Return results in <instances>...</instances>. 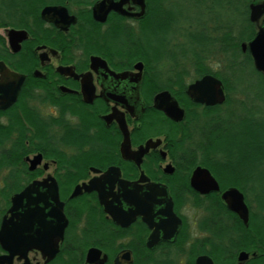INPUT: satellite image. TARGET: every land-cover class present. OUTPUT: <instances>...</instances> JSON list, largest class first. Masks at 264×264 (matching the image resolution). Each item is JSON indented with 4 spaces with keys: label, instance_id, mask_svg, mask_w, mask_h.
I'll use <instances>...</instances> for the list:
<instances>
[{
    "label": "flooded vegetation",
    "instance_id": "af4514ba",
    "mask_svg": "<svg viewBox=\"0 0 264 264\" xmlns=\"http://www.w3.org/2000/svg\"><path fill=\"white\" fill-rule=\"evenodd\" d=\"M200 1L0 0V63L7 69L0 74V231L13 198L36 187L22 210L35 217L33 229L23 231L26 245L35 247L13 264H198L202 258L264 264V232L236 251L241 229L220 226L216 211L228 189L212 174L221 191H195L194 171L210 169L187 162L177 148L188 115L206 107L187 96L199 80L188 84V70L195 76L198 64L212 70L215 32L233 39L234 0L224 8L227 17L231 11L227 23L209 11L213 0L206 1L203 22ZM45 8L56 12L44 19ZM12 31L24 33L16 45ZM163 93L185 111L184 121L156 109ZM123 120L130 158L122 152ZM149 140L161 144L141 155ZM92 185L104 188L72 198L77 187ZM125 185L135 188L132 197ZM154 185L167 189L179 226L156 227L154 207L142 211L139 201H154ZM100 196L115 208L120 202L116 218ZM133 199V207L125 202ZM242 252L249 257L240 263ZM6 256L0 243V257Z\"/></svg>",
    "mask_w": 264,
    "mask_h": 264
},
{
    "label": "trees",
    "instance_id": "16d2710c",
    "mask_svg": "<svg viewBox=\"0 0 264 264\" xmlns=\"http://www.w3.org/2000/svg\"><path fill=\"white\" fill-rule=\"evenodd\" d=\"M206 1L200 2L204 4ZM213 1V8L217 6L227 13L224 8L228 0ZM253 2L264 0L233 1L234 36L230 40L225 35L220 40L228 55L224 65L225 74L207 69L205 64H198L200 70L195 79L207 74L219 78L224 84L226 102L222 106L191 112L182 141L177 147L187 162L209 168L223 190L237 188L244 194L250 209L248 229L223 201H217L219 225L241 229V237L234 241L236 251L243 249L248 242L251 245L254 236L259 238L264 232V76L255 70L251 55L243 53L241 49V45L249 43L257 33L256 25L249 20V5ZM233 93L246 95L249 107L240 101L243 108L240 112L234 109ZM172 139L175 141L174 136Z\"/></svg>",
    "mask_w": 264,
    "mask_h": 264
},
{
    "label": "water",
    "instance_id": "95a60500",
    "mask_svg": "<svg viewBox=\"0 0 264 264\" xmlns=\"http://www.w3.org/2000/svg\"><path fill=\"white\" fill-rule=\"evenodd\" d=\"M249 10V20L252 24L256 25L257 33L249 43H243L241 45V49L243 53H249L251 55L256 71L264 76V2L251 3L249 5ZM55 12L56 11L52 8H45L42 12V17L44 19L49 18L52 14L54 15ZM21 34L24 33L12 31V44L16 45L20 41L19 36ZM0 74L2 77L6 76L7 74V69L3 63H0ZM2 86L3 82L0 83V88H2ZM187 96L195 104L206 107L222 106L226 102L224 84L219 78L213 75H205L201 79L189 85L187 89ZM155 107L157 110L164 112L167 117L175 122H182L185 119V111L179 108L178 103L170 102V97L167 93L160 94L156 97ZM120 127L124 134L122 152L125 157L130 158L129 149L131 144L128 129L124 120L120 124ZM160 144L161 141L155 142L153 140H149L146 143L145 150L141 151L140 154L144 155L150 148H157L160 146ZM111 174L112 170H110L104 178L106 180L109 179ZM191 187L202 195L219 193L221 191L218 182L210 170L202 167H198L194 171L191 177ZM103 188L104 187L94 185L84 188L77 187L72 195V198L81 195L83 190L86 192H91L94 190L99 191ZM123 188L125 190L124 194L130 197L134 195L135 188H133V186L131 187L125 185ZM35 189V186H30L25 192L17 194L12 200V207L9 211L11 218L9 220H4L0 231V243L3 249L9 253V256L0 257V264H13V259L15 256L19 255L20 257H23L29 252L30 249L35 247L34 244L31 247L26 245V242L24 241L25 238H23V231L25 227H28L31 230L33 229L35 217L33 214L22 215L24 200L26 196L35 194ZM150 194L154 196V201H150L148 203L139 201V204L144 207L143 210H140L146 212L148 205V210L152 212L154 207L155 212H157L155 214V218L161 220V223L156 227L165 228L169 225L170 221L178 222L177 226H179L181 223L174 213L173 202L168 194L167 189L161 185H154L150 189ZM100 198L102 204L105 206L106 212L110 213L114 218H116L117 212L121 210L119 208L120 202L117 201L118 207L115 208L113 207V203H107L103 201V197L101 196ZM53 199L56 203H59V220L65 219L62 204L59 202L57 188H55L53 193ZM222 200L226 204L228 210L237 215L245 227H249L250 210L246 204L244 194L237 188H230L222 193ZM125 202L132 207L135 205L134 199L132 201L130 200ZM140 210H138V212ZM30 221H32V224L27 225ZM49 253L50 259H53L57 252L51 251ZM91 254L92 252H90L89 256H91ZM248 257L249 256L247 253H240L239 262H245ZM198 264H213V262L208 258H202L198 261Z\"/></svg>",
    "mask_w": 264,
    "mask_h": 264
},
{
    "label": "rangeland",
    "instance_id": "374dc122",
    "mask_svg": "<svg viewBox=\"0 0 264 264\" xmlns=\"http://www.w3.org/2000/svg\"><path fill=\"white\" fill-rule=\"evenodd\" d=\"M209 4H211V2L206 3L205 7L201 6L200 10H199V17L202 19L203 22L208 21V15L206 14L205 8H208ZM209 11L213 14L214 17L215 16H221L224 19H227V13L225 12L226 13V15H225L224 12H222L221 10H219L215 6L213 9L210 8ZM221 13H223L224 16ZM203 26H210V24L206 25V23H204ZM224 33H225V31L222 29L221 32L220 31L215 32L214 37L217 38L218 40H221L222 35ZM225 49H226V47L224 45H222L220 42H219V45H217L215 47V49H213V57L207 66L211 67L214 72H217V73L222 72L223 74H225L224 73L225 72V66L224 65H225V62L227 61V56H228V55H226V53L224 51ZM188 71H189V76L186 79H187V82L189 84L190 81H192L195 78V72H194V70H191V69ZM232 100L235 103L234 109H236L238 112H240V109L242 107L239 104L240 101H244L246 107L247 108L249 107V100H247L246 95H241L239 93H233L232 94Z\"/></svg>",
    "mask_w": 264,
    "mask_h": 264
},
{
    "label": "bare ground",
    "instance_id": "6f19581e",
    "mask_svg": "<svg viewBox=\"0 0 264 264\" xmlns=\"http://www.w3.org/2000/svg\"><path fill=\"white\" fill-rule=\"evenodd\" d=\"M234 33V32H233ZM233 36H234V34H233ZM253 65H254V63H253ZM254 68H255V66H254ZM256 70V69H255ZM259 73V72H258ZM261 74V73H260ZM226 94V93H225ZM226 100H227V96H226ZM216 107V106H215Z\"/></svg>",
    "mask_w": 264,
    "mask_h": 264
}]
</instances>
